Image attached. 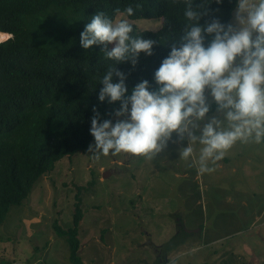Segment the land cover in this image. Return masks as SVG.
I'll return each instance as SVG.
<instances>
[{"label": "rangeland", "instance_id": "374dc122", "mask_svg": "<svg viewBox=\"0 0 264 264\" xmlns=\"http://www.w3.org/2000/svg\"><path fill=\"white\" fill-rule=\"evenodd\" d=\"M236 9L230 21L234 26ZM129 22L140 31L161 26L157 19ZM205 96L209 105L215 103L209 90ZM212 117L228 129L217 109L197 122L200 128ZM94 143L92 151L56 162L22 204L9 209L0 224V264H71L67 242L55 234L53 224L62 230L71 226L78 186L83 187L78 226L83 264H264L262 141H237L223 159L209 158L205 163L215 170L203 174V145L192 144V155L183 159L180 153L189 141L175 133L155 155L110 151L103 156ZM187 231L193 232L164 250L173 236Z\"/></svg>", "mask_w": 264, "mask_h": 264}, {"label": "trees", "instance_id": "16d2710c", "mask_svg": "<svg viewBox=\"0 0 264 264\" xmlns=\"http://www.w3.org/2000/svg\"><path fill=\"white\" fill-rule=\"evenodd\" d=\"M128 6L134 9L128 20L161 21L157 31H140L132 24L131 37L155 42L151 55L141 52L133 65L130 60L105 59L102 45L81 47L80 33L96 12L114 19ZM236 7L237 0H193V8L205 13L198 22L202 26L213 18L231 23ZM184 8L185 0H0V32L15 34V39L0 44V224L56 162L71 159L94 143L89 132L94 107L101 121L115 123L113 112L120 102L98 100L103 87L98 77L109 65L125 74L126 96L144 80L150 91L158 90L154 73L172 46L179 47L186 24ZM212 38L205 36L206 46ZM112 82L119 78L113 75ZM216 109L212 103L208 113ZM82 188L76 187L71 226L62 230L53 224L55 234L67 242L71 264H83L78 255ZM189 236L179 232L162 247L168 251L178 238Z\"/></svg>", "mask_w": 264, "mask_h": 264}, {"label": "clouds", "instance_id": "9594fccd", "mask_svg": "<svg viewBox=\"0 0 264 264\" xmlns=\"http://www.w3.org/2000/svg\"><path fill=\"white\" fill-rule=\"evenodd\" d=\"M133 14L131 6L120 12L119 19L96 12L80 33L81 47L102 45L105 59L130 60L133 65L141 52L151 55L153 40L130 36L133 25L127 17ZM204 14L193 8V0H185L186 24L179 47L172 46L154 73L158 90L150 91L144 80L126 96V76L112 65L98 77L103 85L98 100L108 98L110 104L119 101L120 107L113 115L124 117L115 123L110 119L101 121L93 108L89 132L99 155L108 156L110 151L113 155H155L175 133L180 141L185 137L189 141L180 153L183 159L192 155V144L203 145L199 157L203 174L215 170L207 167L209 158L213 162L223 159L237 141L254 138L260 143L264 138V0H237L235 26L216 18L202 26L198 22ZM206 35L213 37L207 46ZM13 39L14 33L0 32V44ZM113 75L119 82H112ZM206 90L227 121V130L221 129L223 121L216 117L202 128L197 123L210 111ZM195 130L200 131L199 136ZM88 150H93L92 144Z\"/></svg>", "mask_w": 264, "mask_h": 264}, {"label": "bare ground", "instance_id": "6f19581e", "mask_svg": "<svg viewBox=\"0 0 264 264\" xmlns=\"http://www.w3.org/2000/svg\"><path fill=\"white\" fill-rule=\"evenodd\" d=\"M191 232H193V231H189V232H187V233H191Z\"/></svg>", "mask_w": 264, "mask_h": 264}, {"label": "water", "instance_id": "95a60500", "mask_svg": "<svg viewBox=\"0 0 264 264\" xmlns=\"http://www.w3.org/2000/svg\"><path fill=\"white\" fill-rule=\"evenodd\" d=\"M103 177H105V175H103ZM187 232H189V231H187Z\"/></svg>", "mask_w": 264, "mask_h": 264}]
</instances>
